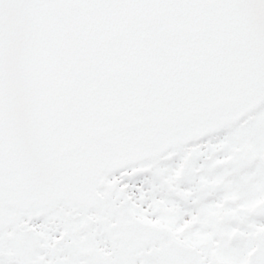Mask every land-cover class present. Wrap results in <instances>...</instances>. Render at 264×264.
Returning a JSON list of instances; mask_svg holds the SVG:
<instances>
[{"label": "snow or ice", "instance_id": "snow-or-ice-1", "mask_svg": "<svg viewBox=\"0 0 264 264\" xmlns=\"http://www.w3.org/2000/svg\"><path fill=\"white\" fill-rule=\"evenodd\" d=\"M0 264H264V0H0Z\"/></svg>", "mask_w": 264, "mask_h": 264}]
</instances>
